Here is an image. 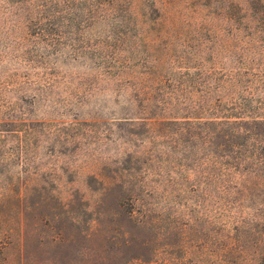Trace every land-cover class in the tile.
Wrapping results in <instances>:
<instances>
[{
    "label": "rangeland",
    "instance_id": "374dc122",
    "mask_svg": "<svg viewBox=\"0 0 264 264\" xmlns=\"http://www.w3.org/2000/svg\"><path fill=\"white\" fill-rule=\"evenodd\" d=\"M240 119L264 123V0H0V197L36 203L23 264H264V167L196 163L175 136Z\"/></svg>",
    "mask_w": 264,
    "mask_h": 264
},
{
    "label": "trees",
    "instance_id": "16d2710c",
    "mask_svg": "<svg viewBox=\"0 0 264 264\" xmlns=\"http://www.w3.org/2000/svg\"><path fill=\"white\" fill-rule=\"evenodd\" d=\"M219 121H206L203 123H180L184 126L197 125V132L190 135V131L186 128H181L179 132L175 134L179 146L182 145V153L198 151L203 152L205 155H209L212 159L206 157L198 158L196 163L202 162H219V164L225 168L226 171H245L247 173L254 172L258 174L260 169L264 167V151L263 150H252L251 152L246 151L249 147L243 146V142H248V138L245 136L248 133L247 128L251 129H262L264 123L259 120L251 119L250 121L240 119V121H233L232 123L220 124ZM202 132L205 133L202 137ZM258 133V132H257ZM262 137L264 140V134H255ZM208 146V147H205ZM249 155V156H248ZM186 158V157H184ZM189 160V159H187ZM190 161V160H189ZM247 162L246 164L243 163ZM182 162V160H180ZM243 164L244 167H243ZM212 165V168L217 169ZM222 167H218V170L222 171ZM117 172V171H116ZM219 172V171H218ZM91 180L97 179L101 185V190L111 191L110 188L115 187L121 194H131L135 192L131 187L126 188L124 181H119L115 175L111 177V181L98 180V178L91 177ZM105 186V188L103 187ZM33 188L25 185L22 190L13 192L9 198L0 197V208L4 203L13 202L17 205V217L13 221L9 222L3 213H0V255L7 253L9 250L16 249L20 253L19 260L21 264L24 263V258H21V253L25 251L27 230L32 223V219L28 218L27 211L33 206L35 202L33 199H29V195L33 193ZM30 221V222H29ZM45 219H37L38 224H44ZM15 251V252H16ZM25 254V252H24ZM23 254V255H24ZM6 255V254H5Z\"/></svg>",
    "mask_w": 264,
    "mask_h": 264
}]
</instances>
